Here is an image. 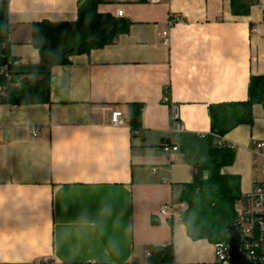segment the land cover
I'll return each mask as SVG.
<instances>
[{
  "label": "crops",
  "instance_id": "crops-1",
  "mask_svg": "<svg viewBox=\"0 0 264 264\" xmlns=\"http://www.w3.org/2000/svg\"><path fill=\"white\" fill-rule=\"evenodd\" d=\"M80 1L8 0L9 71H48L50 91L46 102H0V264L213 262L214 243L187 233L182 185L210 175L209 106L246 99L250 76L264 74V0L247 15L231 0H105L99 11H123L128 31L49 66L32 25L75 20ZM131 102L143 105L142 135L127 121ZM113 109L123 124H111ZM253 113L224 137L236 156L223 171L240 176L243 195L264 182V108Z\"/></svg>",
  "mask_w": 264,
  "mask_h": 264
},
{
  "label": "trees",
  "instance_id": "trees-1",
  "mask_svg": "<svg viewBox=\"0 0 264 264\" xmlns=\"http://www.w3.org/2000/svg\"><path fill=\"white\" fill-rule=\"evenodd\" d=\"M104 1L81 0L75 20L43 19L33 23L32 44L47 65L67 64L71 56L111 44L120 34L128 31L131 24L128 19L99 11L98 6ZM255 1L231 0V12L234 15H247ZM7 14L8 0H0V102L29 104L49 101L48 71L28 73L22 79L9 71L14 57L10 52ZM255 105L264 108V74L250 76L246 99L209 106L211 131L207 155L211 166L210 175L182 185L181 200L186 205L184 223L192 239H207L211 243L227 241L225 229L232 223L236 224L241 216L236 206L244 198L240 176L223 171L234 163L236 150L224 137L236 125L254 123ZM142 111L140 102L128 104L127 121L133 134L137 132L142 135ZM160 254L162 259L170 261L172 252L169 248L160 251Z\"/></svg>",
  "mask_w": 264,
  "mask_h": 264
},
{
  "label": "built area",
  "instance_id": "built-area-1",
  "mask_svg": "<svg viewBox=\"0 0 264 264\" xmlns=\"http://www.w3.org/2000/svg\"><path fill=\"white\" fill-rule=\"evenodd\" d=\"M158 2L159 0H150ZM118 16H123V11L118 12ZM161 37L164 45L170 44L168 31H163ZM168 101V97H165ZM173 117L178 119L177 110L173 111ZM111 124L114 126L123 124L126 120V113L119 109L111 110ZM36 132L33 133L35 135ZM233 146L231 143H228ZM165 153L177 151V145H163ZM257 154L264 155V142L257 144ZM256 161V158H254ZM248 200L247 210L241 212L240 218L236 222V227L241 233V250L245 258L252 262L264 263V182L255 181L251 191L244 195ZM161 215L174 213L171 205H163L159 209ZM215 260L208 264H228V241L221 240L214 243Z\"/></svg>",
  "mask_w": 264,
  "mask_h": 264
},
{
  "label": "water",
  "instance_id": "water-1",
  "mask_svg": "<svg viewBox=\"0 0 264 264\" xmlns=\"http://www.w3.org/2000/svg\"><path fill=\"white\" fill-rule=\"evenodd\" d=\"M224 235L228 239V264H264L252 262L245 258L241 250V233L234 223L225 229Z\"/></svg>",
  "mask_w": 264,
  "mask_h": 264
},
{
  "label": "rangeland",
  "instance_id": "rangeland-1",
  "mask_svg": "<svg viewBox=\"0 0 264 264\" xmlns=\"http://www.w3.org/2000/svg\"><path fill=\"white\" fill-rule=\"evenodd\" d=\"M260 177L264 178V171L261 172V176ZM236 206H237V209H238L239 212H241L242 210L245 209V205L240 200L236 203Z\"/></svg>",
  "mask_w": 264,
  "mask_h": 264
}]
</instances>
